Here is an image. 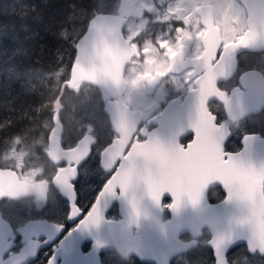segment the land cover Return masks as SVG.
<instances>
[{
    "label": "flooded vegetation",
    "instance_id": "obj_1",
    "mask_svg": "<svg viewBox=\"0 0 264 264\" xmlns=\"http://www.w3.org/2000/svg\"><path fill=\"white\" fill-rule=\"evenodd\" d=\"M253 4L264 5V0H255ZM259 11L263 14L260 19L264 22V11ZM101 15L119 24L126 43L122 58L124 87L122 91L113 93L90 82L82 81L74 86L70 82L78 41L86 34L92 21ZM249 17L248 8L242 0H100L77 40L71 67L63 73L65 79L60 85L53 86L51 94L55 98L52 113L43 119L44 122L50 120V128H44L42 122L41 129L25 135L26 138L16 139L18 143L23 141L17 148L19 146V149L28 151V157L32 153V160L27 157L26 161H4L0 167L15 171L22 181L44 184L36 195L0 201V213L14 232L13 246L3 255V260L9 258L10 254H19L28 243L25 238L29 233L22 236L18 229L30 222H43L51 232V238L61 230L62 233L56 240L44 245L50 235L46 237L40 229H34L32 242L38 248L36 251L34 246L29 248L23 264H63V257L57 253L62 239L90 215L121 165V161L116 160V151L109 156V160L103 161L105 151L118 142L119 152L126 157L134 144H144L171 126L165 115L170 104L178 102L182 105L190 93L198 95L201 100L206 94L202 88H208V71L218 64L224 53L229 52L230 46L241 40L249 29ZM218 41L219 46L210 59L208 47ZM234 56L235 59L233 56L226 59L227 69L222 74V80L216 83L218 90L226 94L227 100L239 93L255 95L256 91L252 92L249 87H255L256 79L253 77L258 76L257 73L264 80V49H243ZM252 71L257 73L249 74ZM243 82L249 87L245 88ZM106 83L107 87L119 86L116 81L106 80ZM121 105L139 114L127 118L128 112L123 109L128 122L125 128L132 132L130 140L117 132L107 112L109 108L112 114H116ZM206 107L208 111V103ZM209 110L216 117V125L225 126L230 132L231 136L223 145L224 153L238 152L245 136L259 135L264 138V133L260 132L261 125L264 128V106L258 111L251 109L240 120L229 118L225 103L213 101L209 104ZM55 130H58L61 150L67 152L63 157L52 151L51 137ZM194 137L193 132L187 131L179 138L180 148L187 150ZM61 172L58 185L56 179ZM113 193L116 197L121 196L117 188ZM227 195L221 185H214L208 188L207 201L210 205H217ZM172 203L170 197L162 200V223L171 220L169 208ZM104 218L114 223L123 220L116 201L105 212ZM126 221L131 238H145V234L133 222ZM246 222L245 226L249 229L241 234L242 241L227 251L223 249L227 246L226 242L215 241L221 253H224L221 261L216 258L211 245L215 239L213 231L203 227L198 231L179 233L167 264H261L264 262V248L251 247L255 239L253 220ZM156 239L159 245L162 237L157 236ZM92 246V241H84L82 254L90 253ZM98 256L99 264H156L143 262L135 256L123 257L112 250L99 252ZM93 262L89 261L90 264Z\"/></svg>",
    "mask_w": 264,
    "mask_h": 264
},
{
    "label": "water",
    "instance_id": "obj_2",
    "mask_svg": "<svg viewBox=\"0 0 264 264\" xmlns=\"http://www.w3.org/2000/svg\"><path fill=\"white\" fill-rule=\"evenodd\" d=\"M242 1L249 11V29L240 41L229 47L230 53H224L218 64L208 71V88H202L203 92L206 91L204 100L190 93L182 105L178 102L170 104L165 115L171 126L144 144H134L126 157H122L119 152L118 142L105 151L103 161L109 160V156L116 151V160L121 161V165L90 215L62 239L57 253L63 257V264H90V260H94L92 264H99V252L105 250L116 251L123 257L135 256L143 262L167 264L179 233L185 230L198 231L203 227L213 231L215 239L211 245L216 258L221 261L224 253H221L215 241L226 242L227 246L223 247L225 251L240 243L241 234L249 229L245 226L248 219L253 220L252 230L257 235L251 247L264 248V138L259 135L245 136L238 152L224 153L223 145L231 136L230 132L225 126L216 125V117L209 110V104L213 101L225 103L229 118L240 120L251 109L258 111L264 106V80L257 72L249 73L258 75L253 77L256 79L255 87L251 88L243 82L245 88L256 91L255 95L239 93L227 100L226 94L220 92L216 85L227 69L225 61L228 57L233 56L235 59L234 54L243 49H264V22L260 19L263 14L259 11H264V5L256 6L253 4L255 0ZM114 21L106 15L98 16L79 39L71 71V86L86 81L101 85L109 93L123 90L122 58L125 56L126 43L119 24ZM218 46L219 41L208 47L210 59ZM244 76L242 81L245 80ZM106 80L116 81L119 86L107 87ZM123 109L128 112L127 118L139 115L123 105L116 114H112L109 108L107 112L117 132L130 140L132 132L125 128L128 122ZM201 113L203 115L200 116ZM187 131L193 132L195 137L188 149L183 150L179 146V138ZM57 134L58 130H55L51 137L52 151L63 157L67 152L61 150ZM61 178L62 172L56 179L58 185ZM214 185H221L228 195L221 203L210 205L207 191ZM43 188L42 183L30 184L20 180L15 171L0 168V201L30 197ZM114 188L121 191L120 197L115 196ZM165 197L173 200L169 208L172 218L162 223L161 203ZM115 201L123 217L117 223L104 218L105 212ZM125 219L133 222L145 234V238H131L130 227ZM34 229H40L46 237L50 235L44 245L56 240L62 233L61 230L51 238L46 223L30 222L18 229L22 236L29 233L25 238L27 245L19 254H10L9 258L3 260V255L13 246L14 232L0 213V264L26 262L23 259L29 253V248L34 246L35 251L38 248L32 242ZM157 236L162 237L159 245ZM86 240L92 241L93 246L90 253L83 255L81 245Z\"/></svg>",
    "mask_w": 264,
    "mask_h": 264
},
{
    "label": "trees",
    "instance_id": "obj_3",
    "mask_svg": "<svg viewBox=\"0 0 264 264\" xmlns=\"http://www.w3.org/2000/svg\"><path fill=\"white\" fill-rule=\"evenodd\" d=\"M99 2L0 0V167L6 148L41 129L52 113L55 95L47 87L54 80L31 89L27 74L68 72L77 40Z\"/></svg>",
    "mask_w": 264,
    "mask_h": 264
},
{
    "label": "rangeland",
    "instance_id": "obj_4",
    "mask_svg": "<svg viewBox=\"0 0 264 264\" xmlns=\"http://www.w3.org/2000/svg\"><path fill=\"white\" fill-rule=\"evenodd\" d=\"M4 69L0 67V76L1 73H3ZM63 70L58 71V72H47L43 70H36L31 74H27L29 77V80H33V83L30 81V88H38V84H43V83H49V80H54L51 82V85L49 83V86L47 88L48 92L51 93L53 90V86L60 85L61 81L65 79V76H63ZM1 81V80H0ZM59 82V83H57ZM1 84V83H0ZM36 86V87H35ZM52 88V89H51ZM47 92V93H48ZM44 128L48 127L50 128V120H46L43 124ZM261 129L264 133V128L261 125ZM22 143L23 141H19ZM28 142V141H27ZM18 141H16L14 144H11L9 147L6 148V152L4 153V161H26L25 159L28 157V151H24L23 149H19V146L17 148V145H19ZM30 156L28 157V160H32V153L29 154ZM261 264H264L262 261Z\"/></svg>",
    "mask_w": 264,
    "mask_h": 264
},
{
    "label": "bare ground",
    "instance_id": "obj_5",
    "mask_svg": "<svg viewBox=\"0 0 264 264\" xmlns=\"http://www.w3.org/2000/svg\"><path fill=\"white\" fill-rule=\"evenodd\" d=\"M121 142V141H120ZM122 157H124V156H122ZM146 164H149V162H146ZM255 236L257 237V235L255 234Z\"/></svg>",
    "mask_w": 264,
    "mask_h": 264
}]
</instances>
